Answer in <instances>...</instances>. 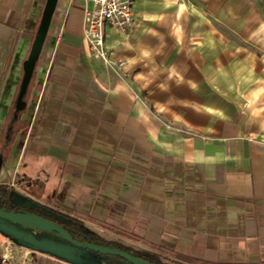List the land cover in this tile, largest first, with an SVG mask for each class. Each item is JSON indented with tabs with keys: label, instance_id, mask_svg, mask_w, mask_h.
<instances>
[{
	"label": "crops",
	"instance_id": "0c3cea01",
	"mask_svg": "<svg viewBox=\"0 0 264 264\" xmlns=\"http://www.w3.org/2000/svg\"><path fill=\"white\" fill-rule=\"evenodd\" d=\"M46 0H0V186L163 264H264V0H137L107 29L116 72L58 0L14 106ZM1 219V218H0ZM14 264H118L0 220Z\"/></svg>",
	"mask_w": 264,
	"mask_h": 264
},
{
	"label": "water",
	"instance_id": "95a60500",
	"mask_svg": "<svg viewBox=\"0 0 264 264\" xmlns=\"http://www.w3.org/2000/svg\"><path fill=\"white\" fill-rule=\"evenodd\" d=\"M58 0H46L44 5V10L42 12V16L40 18V24L38 26V29L35 33V38L32 42L30 53L27 57V59L23 62V75L21 78V84L19 87V91L17 94V99L14 106V118H17V115L19 112L23 111L25 108V94L28 88V85L30 84V80L32 78L35 64L40 56L41 53V47L45 41V36L47 29L50 24V19L52 14L55 11V6ZM2 165V158L0 157V168ZM1 171V169H0ZM0 218L4 220H8L12 223H15L19 226L26 227L28 229H33L37 226H41L43 229L48 231L49 233L53 232L55 233L61 240L67 241L68 243L72 244L73 246L77 248H84L87 249L93 253H98L105 256H115L121 258L123 261L128 262L129 264H150L149 262L139 259L138 257L128 253L127 251H122L117 248L113 247H107L103 245L98 244H91L87 242H78L74 240L70 234L65 231L61 226H58L53 221H49L43 217H41L38 214L33 213H17V212H10V211H3L0 209Z\"/></svg>",
	"mask_w": 264,
	"mask_h": 264
},
{
	"label": "built area",
	"instance_id": "2783aa9c",
	"mask_svg": "<svg viewBox=\"0 0 264 264\" xmlns=\"http://www.w3.org/2000/svg\"><path fill=\"white\" fill-rule=\"evenodd\" d=\"M137 0H83L82 35L92 59L104 69L117 71L125 66L113 59L107 43V29L124 32L134 22V8ZM0 264H14L5 254L0 255Z\"/></svg>",
	"mask_w": 264,
	"mask_h": 264
},
{
	"label": "trees",
	"instance_id": "16d2710c",
	"mask_svg": "<svg viewBox=\"0 0 264 264\" xmlns=\"http://www.w3.org/2000/svg\"><path fill=\"white\" fill-rule=\"evenodd\" d=\"M0 209L7 212H17V213H33V214H38L41 217L49 220V221H53L55 224H57L58 226H61L65 231H67L70 236L78 241V242H87V243H91V244H98V245H103V246H107V247H113V248H117L120 249L122 251H127L128 253L138 257L139 259H143L147 262H149L150 264H163L161 263L156 257H152V256H145V255H137L135 253H132L130 251H128L126 248L124 249L123 247L112 243V242H107L104 239H101L100 237H98L97 235H93L91 233H88L84 226L81 224V222H79L76 218H72V217H60L58 215L55 214H50L47 211H41L38 209H31L29 208L27 205L24 204H18L16 202H12L10 200V198H8V187H4V186H0ZM94 254H98V253H94ZM101 255V254H100ZM104 257H106L108 260H112L118 264H129L126 261H123L121 258L119 257H115V256H105L102 255Z\"/></svg>",
	"mask_w": 264,
	"mask_h": 264
},
{
	"label": "rangeland",
	"instance_id": "374dc122",
	"mask_svg": "<svg viewBox=\"0 0 264 264\" xmlns=\"http://www.w3.org/2000/svg\"><path fill=\"white\" fill-rule=\"evenodd\" d=\"M52 234L55 233L52 232ZM8 246H9L8 242L4 241L3 239L0 240V255L5 254L6 250L8 249Z\"/></svg>",
	"mask_w": 264,
	"mask_h": 264
}]
</instances>
